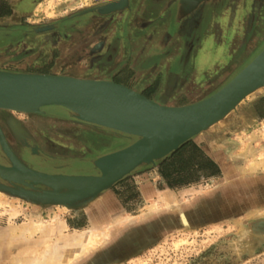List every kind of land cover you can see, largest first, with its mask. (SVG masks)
I'll return each mask as SVG.
<instances>
[{"label":"rangeland","instance_id":"374dc122","mask_svg":"<svg viewBox=\"0 0 264 264\" xmlns=\"http://www.w3.org/2000/svg\"><path fill=\"white\" fill-rule=\"evenodd\" d=\"M107 1L30 0L15 14L14 19L19 21L21 18L24 23L22 27L42 26L46 30L42 32V37L53 35L63 38L54 46L40 45L33 48L32 52H19L15 59L25 55L28 58L30 56V59L37 56V59L55 62L64 58L65 51L69 49L77 53L74 64L82 70L90 57L108 65L115 63L111 58L118 57L122 52L124 57L121 55L120 61H127L119 64L129 65L136 57L134 49L153 46L158 50L152 52V59L159 62L171 54L179 38H183L182 48L192 39L190 51H181L180 54L181 59L190 60L192 66L185 68L187 74L180 86L182 91L179 92L178 100L181 102L191 97L193 99L190 100L195 101L221 85L238 68L243 56L237 52L236 46L226 43L216 48L211 57L212 48L208 44L210 33L217 31V40H222L221 33L234 21L233 24L237 26L232 29L247 35L249 28H246L245 23H249L251 28L248 37L250 47L254 48L253 38H257L259 32L257 22L264 19V4L260 3L264 0L208 1L185 16L177 13L178 0H130V8L108 15L98 14L95 8ZM216 4L219 10L214 14L212 7ZM10 7L9 0H0V13L8 11ZM68 22L72 30L69 34L66 30ZM185 32L186 36L183 37ZM194 32L196 35L193 36ZM123 38L126 39L125 43ZM134 43L136 46L131 47ZM203 51L209 53L205 64L196 61ZM253 54L254 51L249 56ZM230 55L233 56L230 58ZM62 61L53 73L70 74L65 73V63ZM225 62L228 63L227 67H222ZM81 74L77 76L82 77ZM154 74L157 82L152 84L153 88L162 79L161 72ZM261 93H264V89L245 97L239 107L247 106ZM162 101L172 100L169 98ZM12 115L31 130H41L51 140L61 156L54 160V163L61 166V173L91 172L90 168L65 167L63 160L85 155L79 150L80 143L86 140L85 136H81L82 131L97 134L100 128L82 127L73 123L55 106L43 107L41 113L14 112ZM31 120L37 126L33 127ZM67 126L73 131L60 130V127ZM199 135L205 138V148L209 153L222 159L224 166L229 167L228 175L224 171V175L212 182L181 189L164 187L160 192L167 193L174 200L172 204L156 211H147L145 216L126 223H117L115 220L124 215L121 214L123 212L140 214L145 203L155 199L160 192L151 195L148 201H143L137 198L134 180L127 178L122 185L114 184L89 207L73 212L60 205L32 204L0 191V264H12L15 256L32 249L45 251L56 236L45 237L35 233L25 238L11 233V228L22 227L29 221L40 219L47 226L58 223L64 225V233L85 230L89 226L87 213L91 209L100 215V222H103L101 227L109 225V238L83 252L71 264H264V121L251 125L248 116L237 117L230 113ZM124 145L125 141L103 147L98 145L93 149L96 151H92L93 147L90 146L86 152L91 150L92 153L90 151L86 155L93 159ZM71 146L74 148L73 154L68 150ZM0 152L9 165L8 158ZM33 152H36L35 147L32 148ZM1 183L6 182L1 179ZM65 219L67 226L63 223Z\"/></svg>","mask_w":264,"mask_h":264},{"label":"water","instance_id":"95a60500","mask_svg":"<svg viewBox=\"0 0 264 264\" xmlns=\"http://www.w3.org/2000/svg\"><path fill=\"white\" fill-rule=\"evenodd\" d=\"M208 1L218 0H178L177 13L185 16ZM125 3V6L113 4L114 7L111 6L112 2L111 5L104 3L97 6L95 11L100 15L116 13L130 8V0ZM20 30H25L28 34L46 31L42 26H26ZM195 34L194 32L193 36ZM192 42L191 39L185 44V53L190 51ZM258 85L264 86V40L255 49L253 56L232 72L213 92L187 106L158 103L112 79L0 70V98L37 101L30 113H41L43 107L55 106L72 120L134 137L124 147L93 159L75 158L77 161L91 163L97 172L65 174L48 173L18 165L13 160L16 156L0 135V150L9 160L8 166L0 164V177L6 182H0V191L36 205H60L69 210L86 208L137 167H153L156 162L172 154L187 141L224 120L230 113L236 112L240 104L238 100ZM90 100L119 102L139 110L144 117L131 121L107 119L64 107L66 104ZM236 102L238 103L227 111ZM0 105L5 104L0 102Z\"/></svg>","mask_w":264,"mask_h":264},{"label":"crops","instance_id":"0c3cea01","mask_svg":"<svg viewBox=\"0 0 264 264\" xmlns=\"http://www.w3.org/2000/svg\"><path fill=\"white\" fill-rule=\"evenodd\" d=\"M18 2H19V0H9V3L11 5V7H10L11 15L9 17H7L9 20L14 18L15 5ZM260 3L264 4V1H262ZM218 10L219 9L217 7V4L214 7H212V11L214 12V14H217ZM224 22H227V21H224ZM233 22L229 23L227 25L226 31H223V33H221V35L223 36L222 40H219V41L217 40V31L213 30L210 33L211 40L208 44H209L210 48H212L211 49V57L213 56L212 53L216 48L222 47V46L226 45V43H227V45L231 44L232 46H236V49L238 50L237 52H241L243 54V56L241 57L242 60L240 59L241 61L239 62V64H240L239 66H241L243 63H245L251 57V56H249L250 53L255 51V49L262 42V40H264V19L257 22L258 23L257 28H259V32L257 34L258 35L257 38H255L256 36L253 38V39H255L254 40V44H255L254 48L250 47V40L248 37L250 35L251 25H249V23H245L246 28L247 29L249 28L247 35H246V33L240 34V33H237L235 29H232L233 27L237 26V25H234ZM228 26L230 28H228ZM21 28H22V25L16 26L13 28H9V29L10 30L12 29L13 31H15L19 36H27V37L32 36L35 38L36 36L42 35V33L28 34V33H26L27 31H25V30H23V32H20ZM187 35L189 36V33H187ZM185 36H186V32L183 34V37H185ZM181 38H179L178 42H176V44L173 45V49L171 50V54H168L159 62H156L155 60H153L152 56H151L152 52L158 50L157 48L150 46L147 49H137V48L134 49V52L136 53V57L134 59H132V62H130L128 65V68H130V71L133 74L131 75V81L128 82V83H130V85L129 84H126V85L129 86L130 88L136 90V91H139V92L145 94L147 97H149V98H151V99H153V100H155L161 104L182 105V104L192 102V100H190V99H193V98H191V97H188V99L181 101V102L178 100L179 99L178 96H180L179 92L182 91L180 86L183 84L182 82L185 80L184 79L185 74H187V71L185 70V68H189L192 66V64L190 63V60L186 61V60H182L183 58L181 59V55H180L181 51H184V47L182 48V39L183 38L182 39ZM8 41L12 42L10 40H8ZM134 46H136L135 43H134ZM193 46H194L193 51H195L196 50V43H194ZM202 53L206 54L207 58H209V53H205L204 51ZM140 54H142V55H140ZM140 56H142V57H140ZM232 56L233 55H230V58ZM120 58H121V54H119L118 57L114 56L113 58H111V61L115 62L114 63L115 66H116V64L118 66V64L120 62ZM215 58H218V56L215 55ZM115 59H116V61H114ZM226 62L222 65V67H227L228 63H226ZM19 72H37V71H19ZM156 72L162 73V79H161L159 85L156 86L155 88H153L150 94H147V92H144L143 89L147 85L155 84L157 82L155 79V74H154ZM41 73H47V72H41ZM52 74H55V73H52ZM124 83H127V82H124ZM134 84H136V86H134ZM169 98H171V100H172L171 102L162 101V99H169ZM233 114L236 115L237 117L248 116L249 122L251 123V125L254 123H261L262 121H264V93H261L260 95H258L254 100H252L249 104H247V106L239 107V105H238L236 112H233ZM70 120L73 123L79 124L82 127L88 126V128H89L91 126V125L86 124V123L78 122V121H75L72 119H70ZM97 128H99V127H97ZM99 130L100 131L97 134L85 133L84 131H82V133H81V136H85L86 141H88L90 146L93 147L92 149H96V147L98 145H99V147H103V146L109 145L113 142H121V141H125V143L127 145L134 140V137H128L124 134L118 133V132L110 130V129L100 128ZM106 133H108V134L106 135ZM85 134H90V135L95 134L98 136H102L103 140L101 143H99L98 140L96 138H94L93 136H87ZM189 141H191L195 145H197L204 152L205 156H207L209 159H211L216 164L217 168L219 169V172H217L215 174H208L206 170L200 169L197 171V176H195L196 177L195 180L188 182L187 184L177 185L176 187L178 189L185 188L186 186H191L194 184L196 185V184L202 183V182H212V181L220 178L222 175H224V171H225V166L223 164L222 159H218L216 157H213L209 153V151L205 148L206 142H205L204 137H202L201 135H198L196 138L189 140ZM189 141H187V142H189ZM167 157H165V158H167ZM83 158H87V155L85 154V155L79 156L77 159H83ZM164 159H162V160H164ZM162 160L156 162V164L153 166V168H151L152 167L151 165H141V166L137 167L133 172H131L129 175L123 177L122 179L117 181L115 184L122 185L124 182L122 180L124 178H129L128 180L133 179L134 183H135V189L137 190V198H142L143 201H148V199H151V195L162 191L164 189V187L169 189V186L167 184V179L163 177V175L160 173L159 168H158L159 163ZM200 160L201 159L198 158L197 161H194L195 167L197 165H199ZM69 162H71V160L68 161V163ZM76 162H77V163H75L76 165L74 164L73 166H69V167H72V168L78 167V168H83V169L90 168L91 172H96V170H97L91 163H88L87 161L81 162V161L76 160ZM66 165H68V164H66ZM91 172H89V173H91ZM53 173H61V172H53ZM125 180H127V179H125ZM159 197H162L165 199L168 198L169 200L174 201L165 192H160L155 199H157ZM155 199H152L149 202H146L145 205L143 206V211H141L140 214L133 215V214H129L127 212H123L121 214H124V215H121L120 217L130 215L133 217V219H131V220H134L136 218H140V217L145 216L147 213V210L145 207H147V206L151 205L153 202H155L156 201ZM121 205H123V204H121ZM83 209H85V208H80V209H75V210H83ZM158 209H160V208H158ZM156 210H154V211H156ZM73 212H74V210H73ZM87 214H88L87 217L89 220L90 219L89 213H87ZM89 222H90V220H89ZM63 223L65 224V226L68 225L66 219L64 220Z\"/></svg>","mask_w":264,"mask_h":264},{"label":"flooded vegetation","instance_id":"af4514ba","mask_svg":"<svg viewBox=\"0 0 264 264\" xmlns=\"http://www.w3.org/2000/svg\"><path fill=\"white\" fill-rule=\"evenodd\" d=\"M29 1L30 0L19 1L15 5L14 14H16L18 11H21L23 7L27 3H29ZM10 15H11L10 8L8 9V11L0 13V70L37 71V72L53 73L55 69L61 66L62 64L61 62H63L62 60H64L65 68H66L65 73H70V74L77 76L82 72L81 74L82 77L87 76V77H92V78H97V79H112L116 82H119L125 85L126 84L130 85V83L128 82L131 81V75L133 73L130 71V68H128V65L124 63L121 65L118 64V66L117 64L115 66L114 63L112 64L108 63V65H105L106 62L102 63V62H99V60H94L93 57H90L88 59V64L85 65V67L81 70L80 67L78 68L74 64V60L78 57L77 53L71 52V50L69 49L65 51L66 54L64 58L61 57V59H58L55 62L43 61L41 59H37V56L33 57V59H30V56L28 58L25 55H24L25 57L23 56L24 58L22 57V58L15 59V56H18L19 52H25L28 50L32 52L33 48L35 49L37 46H40V45H43V46L47 45L48 47L54 46L55 44H58L62 40L63 37L61 36L60 38H56L55 36L50 35L49 37L41 36V37H35L32 39H29L27 36H19L15 31H13L12 29L10 30L9 28L21 26V25H24V23L21 22V18L19 21L14 18L9 20L7 17H9ZM67 24L68 25H66L67 26L66 30L69 34L71 33L72 30H70L69 28L70 23L68 22ZM8 40L12 42H9ZM122 41L123 43H125L126 39L123 38ZM133 45L134 44H131V47H133ZM121 55L124 57V52H122ZM122 61L125 62L127 60L123 59L120 62ZM124 82H127V83H124ZM134 86H136V84H134ZM151 86L152 84L144 87L143 89L144 92H147V94H150L153 89V87ZM12 119H13V122H12ZM66 119L70 120L69 118H66ZM8 120L10 121L9 124L12 122L10 125L8 124ZM30 124H32L33 127L34 125L37 126V123H35L34 120H31ZM60 128H61L60 130L62 131L63 130L69 131V132L73 131V129L69 128L68 126L64 128L63 127H60ZM33 129L31 130V128L25 125V123H22V122L20 123L19 121L14 119V116L12 115V113L0 110V130L1 132L3 131L2 132L3 136L5 140H7L6 142L9 145L10 149H12L16 153L15 154L16 156L18 155L17 157L25 165L41 170V171L48 172V173L63 171L60 165H58L57 163H54L55 159H57L58 157H61L56 152L54 144L51 142V140L47 136L42 134L41 130L37 131ZM21 130L23 134L20 133ZM56 130L60 131L58 130V128ZM16 132L19 133L20 135L19 134L15 135ZM63 133L72 136L70 133H66V132H63ZM88 135L96 138L99 143H101L103 140L102 136H98L95 134L93 135L88 134ZM23 136L24 138H22ZM76 137L78 136L76 135ZM20 138H22L23 140H21ZM20 141H23V142H20ZM87 146L89 147L90 144L88 143V141L85 140V143L83 142L80 143L79 150L83 151L82 153H85V154L90 153L91 150H89V152H86L88 149ZM33 147H35L36 149V152L34 154L32 153ZM68 150L70 151V153L73 154L74 148L72 146L68 147ZM92 151H95V150L92 149ZM33 156L35 158H33ZM70 160L71 162L68 163V161ZM63 161L65 162V163L63 162L65 167L73 166L75 163H77L76 160L71 157ZM0 164L5 165V166L8 165V161L3 159L1 152H0ZM35 164L39 165L40 167H37ZM0 182H1V178H0Z\"/></svg>","mask_w":264,"mask_h":264},{"label":"bare ground","instance_id":"6f19581e","mask_svg":"<svg viewBox=\"0 0 264 264\" xmlns=\"http://www.w3.org/2000/svg\"><path fill=\"white\" fill-rule=\"evenodd\" d=\"M119 1L118 0H113V1L109 0L106 2V4L111 5V2H112L111 6H113V7L115 6L113 4H117V3H118L117 6H123V5L125 6L126 0H121V2H119ZM196 61L200 62L202 64H205V62L207 61L206 54L200 53V55L197 56ZM62 75H66L69 77H79V76L71 75V74H62ZM82 78H92V77L84 76ZM95 79H97V78H95ZM260 85L256 86L255 88H253L249 92H247L245 95H243L238 100V102L239 101L241 102L245 97L250 96V95H254L256 92H259L260 90L264 89V86H260ZM204 97H202L198 100L186 103V104H182V105L187 106V105L194 104V103L200 101L201 99H203ZM0 102L2 104H5V105H0L1 111H6L9 113L18 112L21 114H23V113L24 114H26V113L31 114L30 110L33 109L37 105V101L30 100V99H20V98H8V99L0 98ZM238 102H236L231 107H229L227 111L231 110L234 107V105H236ZM64 107H66L68 109H72V110L77 111L79 113L94 115V116H97L100 118H107V119H120V120L131 121V120L142 119L144 117V115L139 110H135L132 107H129L127 105H124V104L119 103V102H114V101H106V100L92 101V100H90V101H85V102H80V103L66 104V105H64ZM10 121H11V119H10ZM10 121L8 120V124ZM12 122H13V119H12ZM14 125H16V124H14ZM1 130H0V135L5 140L3 133H2L3 131L1 132ZM20 133H22V130L20 131ZM17 134H19V133L16 132L15 135H17ZM17 138H19V137H17ZM22 138H24V136ZM22 138H20V139L23 140ZM20 142H23V141H20ZM5 143L8 147V149L10 151H12L10 149L9 145L7 144L6 140H5ZM14 155H15V153H14ZM33 158H35V157L33 156ZM13 160H15L16 163L22 167L27 166L17 156L14 157ZM250 165H252V164H250ZM228 172H229V167L225 166L226 176L228 175ZM155 200L156 201L153 202L151 205H149V206L146 205L147 207H145V208L147 211H154V210L161 208V207H167L174 202L172 200H169L168 198L165 199L162 197H159ZM191 210H192V207H191ZM89 218H90L89 219L90 222L88 224L89 226L87 229H85V230H74V231H70L68 233L63 232L64 225L58 223L57 225L47 226L48 224L45 225L44 221H42L40 219H38L36 221H34V220L29 221V222L25 223L24 226H22V227L11 228V230H10L11 233H13L16 236L25 237V238H27L28 236H31L35 233H39V234H41V236H45V237L50 236V235H56L54 238V242L52 243V245L47 250L38 251L39 249H32L28 252H23L22 255L18 254L17 256H15L13 258L12 264H71L74 261V259H76L78 256H80L83 252H87L88 250L93 249L99 243L104 241L109 235V231H108L109 225L107 224V225L101 227L103 222H100V215L97 214L96 211H94L93 209L89 210ZM131 219H133L132 216L126 215L124 217L116 218L115 222L126 223V222L130 221ZM47 221L50 222L51 220H47ZM39 252H40V254H39ZM69 252H70V255H69ZM27 256H30V257H27Z\"/></svg>","mask_w":264,"mask_h":264},{"label":"trees","instance_id":"16d2710c","mask_svg":"<svg viewBox=\"0 0 264 264\" xmlns=\"http://www.w3.org/2000/svg\"><path fill=\"white\" fill-rule=\"evenodd\" d=\"M200 158L196 167L194 161ZM159 171L167 179L169 187L187 184L196 179L197 171L204 169L208 174L219 172L216 164L205 156L204 152L193 142L189 141L174 151L170 156L159 163ZM124 178L122 181H125Z\"/></svg>","mask_w":264,"mask_h":264}]
</instances>
